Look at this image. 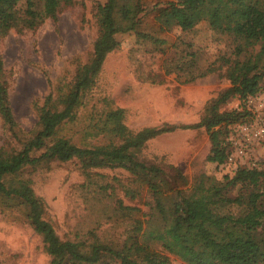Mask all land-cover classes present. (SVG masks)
<instances>
[{"label":"trees","instance_id":"trees-1","mask_svg":"<svg viewBox=\"0 0 264 264\" xmlns=\"http://www.w3.org/2000/svg\"><path fill=\"white\" fill-rule=\"evenodd\" d=\"M72 2L0 0V38L11 30L36 29L48 18L56 20L60 8ZM201 23L230 41L229 54L202 62L201 49L190 42L180 47L166 37L173 29L190 33ZM96 25L90 58L78 65L66 89L45 97L37 108L38 129L27 135L17 130L0 56V118L19 145L11 150L0 147V208L24 210L50 257L48 264H169L155 246L186 264H264V161L252 168L239 166L232 175L208 185L198 179L190 182L177 167L139 157L146 142L159 135L203 128L212 161L226 163L231 153L226 145L229 127L250 114L245 108L222 107L234 98L243 101L264 86V0H104L97 6ZM124 34L167 56L165 73H175L180 84L223 69L229 87L208 103L195 124L133 131L125 124L124 110L113 109L84 127L85 132L93 129V142L77 144L58 136L60 128L74 121L107 55L118 48V36ZM171 48L177 51L169 58ZM72 160L84 171L122 169L132 177L134 186L123 188L124 197L147 210L115 201L114 214L129 221L120 242L60 239L46 219L45 202L34 193L29 179L19 177L27 167ZM143 193L147 202H142Z\"/></svg>","mask_w":264,"mask_h":264},{"label":"rangeland","instance_id":"rangeland-1","mask_svg":"<svg viewBox=\"0 0 264 264\" xmlns=\"http://www.w3.org/2000/svg\"><path fill=\"white\" fill-rule=\"evenodd\" d=\"M102 3L104 0H73L71 5L60 8L56 20L48 18L36 29L11 30L0 38L4 80L17 130L22 135L38 129L37 108L45 97L57 94L58 89H66L78 65L90 58L98 32L97 6ZM166 37L171 43L190 42L194 48L201 49L202 62L229 54L232 46L205 23L185 34L173 29ZM118 40V48L107 55L96 85L84 97L74 121L60 128L58 136L77 144L93 142V129L86 128L85 132L84 127L95 124L103 111L113 109L124 110L125 124L133 131L163 124H195L208 103L229 87L223 69L193 83L180 84L175 73H165L163 62L167 56L148 44L137 42L130 34L119 35ZM175 51L171 48L168 57ZM245 107L234 98L222 110L241 111ZM0 147L19 148L1 118ZM139 157L162 167H177L190 182L198 179L208 185L232 175L242 166L239 162L217 165L212 161L209 137L203 128L159 135L146 142ZM251 159L257 164L264 161V147L255 146ZM19 177L31 181L34 193L46 204V219L62 240L97 238L118 243L125 237L129 221L114 214L115 201L121 199L125 206L137 205L147 210L140 202L124 197L123 188L134 184L122 169L84 171L75 160L52 161L27 167ZM143 195L142 202H147L148 197ZM155 247L168 257L169 264H186ZM49 262L42 239L29 226L24 210L0 208V264Z\"/></svg>","mask_w":264,"mask_h":264},{"label":"built area","instance_id":"built-area-1","mask_svg":"<svg viewBox=\"0 0 264 264\" xmlns=\"http://www.w3.org/2000/svg\"><path fill=\"white\" fill-rule=\"evenodd\" d=\"M242 103L246 105L245 109L250 116L247 120L229 127L226 145L231 153L224 165L239 162L242 166L252 168L257 164L251 159L254 147H264V91L247 97Z\"/></svg>","mask_w":264,"mask_h":264}]
</instances>
